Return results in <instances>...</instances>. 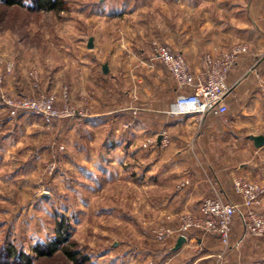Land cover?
Wrapping results in <instances>:
<instances>
[{
    "label": "rangeland",
    "instance_id": "obj_1",
    "mask_svg": "<svg viewBox=\"0 0 264 264\" xmlns=\"http://www.w3.org/2000/svg\"><path fill=\"white\" fill-rule=\"evenodd\" d=\"M147 1L65 0L62 12H30L20 7L0 6V53L4 66L13 65L8 75L4 68L0 73L2 78L4 76L0 85V248L13 245L33 257L34 264H72L60 252L42 259H37L33 253L38 243H54L56 226L65 220L69 225L72 249L87 255L90 264H196L193 257L204 253L196 244L195 235H192L189 249L184 246L177 251H173L170 243L175 238L165 243L154 240L153 230L167 222V216L173 217L167 224L176 227L181 213L170 214L150 205V201L156 205L160 198L149 197L142 187L146 186L143 168L131 165L136 150L107 149L109 156L128 157V162L125 166L99 165L85 159L93 151L99 156V150L80 148L78 144L84 136L87 141L94 138L92 132L85 134L81 129L84 116L46 124L31 114L11 115L1 100L2 95L19 99L50 94L51 80H57L54 88L59 86L51 93L60 96L62 89L67 88L70 94L68 84L74 78L79 80L76 72L93 56L103 64L135 60L141 49L152 52L154 41L179 52L175 48L180 44L183 28L189 39L195 36L201 62L208 53L227 52L238 44L248 48L239 58L249 61L239 78L245 84L244 89L240 88V95L244 96L248 111L238 113L236 104L228 109V114L216 119L217 125L222 127L231 125L235 119L237 124L232 133L241 141V145L236 143L235 156L239 162L246 160L248 155L242 146L248 141V134H264V20L253 14L260 5L250 3L252 0H241L245 2V10L250 6L254 19L244 22V28L240 29L239 23L232 25L231 21L223 19L227 17L224 12L237 8L239 0L203 3L197 12L206 10L214 19L210 21L203 20L189 4L186 7L192 10L187 19L176 20L172 8L178 9V4L165 6ZM204 25L208 27L203 29ZM90 38L93 47L89 49ZM116 66L117 72L122 70ZM17 76L28 81L26 94L16 93L19 91L12 83ZM114 79L115 75L107 79L102 92L107 111L130 106L129 98L124 102L120 100L130 93L129 85H121ZM70 105L75 113H85L82 102L73 103L71 95ZM111 116H108L110 120ZM110 120L99 135L102 140L111 137L116 141ZM72 125L73 128H69ZM196 126L202 142L216 140L209 133L202 134L205 128L199 122ZM121 135L128 138L129 134H114ZM223 135H219L222 143L231 139V133L227 138ZM201 147L200 158L207 163L213 162L215 157H210L204 146ZM143 149L146 150H139L138 156H152L155 160L163 158L167 151L166 147L157 149L155 145ZM244 241L242 245L241 242L231 243L223 259L220 258L222 248L217 243L213 256L204 263L264 264V237L247 234Z\"/></svg>",
    "mask_w": 264,
    "mask_h": 264
},
{
    "label": "crops",
    "instance_id": "obj_2",
    "mask_svg": "<svg viewBox=\"0 0 264 264\" xmlns=\"http://www.w3.org/2000/svg\"><path fill=\"white\" fill-rule=\"evenodd\" d=\"M154 1L160 2L165 6L178 4V9L176 7L172 8L175 12L173 19L180 20V17H184V20H186L188 13H191L189 11L192 10L188 9L186 5L194 6L197 14L199 13L197 8L200 7L201 9L203 3H215L219 0H148L147 2L151 4ZM242 1L239 0V5L236 4L238 7L234 8L233 12H224L227 17L226 19L223 18L231 21L232 25H234V22L239 23L237 27H240V29L244 28V22L254 19L250 6L245 10V2ZM250 3L260 5L261 8L256 9L253 14L257 16V19L264 20V0H252ZM250 3L247 2L246 4L250 5ZM242 4L243 7H240ZM224 5H227V3L225 2ZM184 6L186 7L185 9L183 8ZM199 14L203 20H214L212 15L209 16L210 14L206 10H201ZM219 14L222 13L219 11ZM206 27L208 26L204 25L203 29ZM229 30L232 31L233 28L229 27ZM181 31L182 33L179 35L180 44L175 49L184 57L191 70H199L202 67V62L197 55L200 49L197 47L196 38L191 36L192 38L189 39L186 30L184 31L181 28ZM215 33L209 34L212 36ZM139 54V57L135 60L104 63L108 66L106 74L102 71L103 62L100 59L95 60V56H93L92 60L86 61L87 64H84L81 68L79 67L80 70L78 69V72H76L79 80L74 78L71 84H68L71 101L76 104L81 101L84 106V121L81 127L83 133L86 134L89 131L94 135V138L89 141L84 140V136L78 141V144H80V148L99 150V156H96L94 151H89L90 155L85 159H91L93 162L103 166L106 164H122V166H125L128 162V157L118 159L115 156H109L107 149L129 148L136 150L133 153L131 165L136 166V169L139 166L143 168L146 186L142 187L146 189V194L149 197L157 196L160 198L157 199L156 205L151 201L150 205L156 207L155 209H161L163 212L170 214H198L202 201L205 198H212L216 195L236 200L232 194V184L236 178L264 182V146L255 148L249 140V136L264 134H248V141L243 142L244 145L242 146L248 156L246 160L239 162L235 156V149L236 143L241 145V141L236 140L232 133L235 124H237L235 119H232L231 125L222 127L217 125L216 119H221V116L224 115L209 113L201 120H198L195 116H170L168 112L176 96L171 77L164 66L153 59L152 52L148 49H141ZM88 55L91 57V54ZM248 63L249 61L247 62L244 58L239 60L230 70L227 77L230 91L226 97V103L228 109L238 104V113H246L248 111L246 100L244 96L240 95V90L244 89L245 84H242L239 80L245 72ZM116 65H119V69L122 70L117 72L118 66ZM112 75H115L114 80L120 82L121 85H129L130 93H127L124 97L122 96L120 100L124 102L129 98L130 106L126 105L118 110L107 111L103 106L106 101L102 92L107 84V79L113 77ZM56 81H50L49 93L54 92L59 87L56 86L54 88ZM27 83L28 81H25L23 76H17L13 80L12 85L15 86V90L19 91L16 92L17 94H26ZM77 93H81V95H76ZM134 110H136V114H133ZM231 115V117L235 116L234 114ZM108 116H111L112 119L110 120ZM109 120L111 121L110 124H113L111 133L116 141H112L111 137L109 138L110 140H102V136L100 137L105 131V126L109 123ZM128 121L129 123H127ZM198 122L203 126V129L205 128L202 134L209 133L216 140L211 139L209 142L203 140L204 142H202L201 134L197 128L198 126H196ZM69 128H73V125ZM119 132H126L129 134L128 138L123 135L121 137L114 136L115 133ZM162 132H167L170 141L166 147L165 156L156 160L152 156H138L139 150H146L143 149L145 148L143 145L147 140L152 141L149 148H152V145H155L157 149L161 148ZM220 133H224L223 137L226 136V138L228 137L227 134L231 133V139L222 143L219 140ZM140 136H142L141 139ZM158 138H160L159 141ZM202 145L210 157H215L213 162H209L210 164L200 158ZM185 180H188L189 184L180 188L182 181ZM258 211L264 213V201ZM192 235H195L193 238H195L196 244L204 251L203 254L194 256V261L196 264H205L204 262L213 256L219 242L212 236L198 232H194ZM192 235L181 248L185 246L189 249L191 247ZM246 238L247 234L244 233L239 221L234 219L231 230V243L241 242L242 245L246 242L244 241ZM176 241L177 239L170 241L172 248H174ZM230 257L233 256L230 255Z\"/></svg>",
    "mask_w": 264,
    "mask_h": 264
},
{
    "label": "built area",
    "instance_id": "obj_3",
    "mask_svg": "<svg viewBox=\"0 0 264 264\" xmlns=\"http://www.w3.org/2000/svg\"><path fill=\"white\" fill-rule=\"evenodd\" d=\"M247 52L246 46L238 44L227 52L216 55L208 53L203 58L202 67L193 71L179 52L154 41L152 57L167 70L176 91L168 114L174 117L195 116L198 120L203 119L209 113L225 115L228 112L226 97L230 91L227 83L228 74L239 58ZM12 67L10 63L4 66L0 53V73L4 68V73L8 75ZM2 79L4 76L2 78L0 75V85L3 84ZM33 84L36 88V79ZM1 100L10 110L11 115L33 114L46 124H51L55 120L84 116L82 113L74 112L70 105V94L67 88L62 89L60 96L50 93L36 97L9 99L2 95ZM133 114H136V110ZM169 143L167 132H162L161 146L165 148ZM151 144L152 141L147 140L143 147L147 148ZM60 150H63V147L60 146ZM188 184V180L182 181L180 188ZM232 194L236 200L220 195L205 198L201 203L199 213H181L177 217L176 227L167 224L173 219L172 216H167V222H162L153 230L154 240L158 243H165L170 239L183 236L187 242L192 232L214 236L222 248L220 258L223 259L231 248V230L234 219L239 221L245 234L264 237V213L258 211L264 201V183L236 178L232 184Z\"/></svg>",
    "mask_w": 264,
    "mask_h": 264
},
{
    "label": "trees",
    "instance_id": "obj_4",
    "mask_svg": "<svg viewBox=\"0 0 264 264\" xmlns=\"http://www.w3.org/2000/svg\"><path fill=\"white\" fill-rule=\"evenodd\" d=\"M0 6L6 8H25L30 12H62L65 10V0H0ZM34 116L33 114H31ZM69 225L65 220L56 226V238L53 244L38 243L33 248L37 259L50 258L60 252L72 264H90L89 257L77 249H72L69 242ZM61 247V248H60ZM34 258L13 245L0 248V264H34Z\"/></svg>",
    "mask_w": 264,
    "mask_h": 264
},
{
    "label": "water",
    "instance_id": "obj_5",
    "mask_svg": "<svg viewBox=\"0 0 264 264\" xmlns=\"http://www.w3.org/2000/svg\"><path fill=\"white\" fill-rule=\"evenodd\" d=\"M87 47L89 49L93 47L92 38H90L88 40ZM102 71H103L104 74H106L108 72V66H107V64H104L102 66ZM159 140H160V138H158V141ZM249 140L253 143V145H254L255 148H261V147L264 146V135L249 136ZM184 243H186V239L183 236L178 237V239L176 241V244H175V246L173 248V251L179 250Z\"/></svg>",
    "mask_w": 264,
    "mask_h": 264
}]
</instances>
